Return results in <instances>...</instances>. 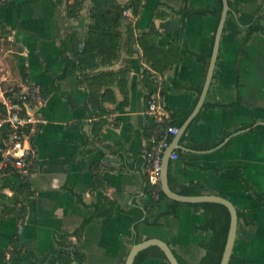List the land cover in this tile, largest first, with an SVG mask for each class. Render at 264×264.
Instances as JSON below:
<instances>
[{
    "label": "crops",
    "instance_id": "crops-1",
    "mask_svg": "<svg viewBox=\"0 0 264 264\" xmlns=\"http://www.w3.org/2000/svg\"><path fill=\"white\" fill-rule=\"evenodd\" d=\"M114 1L134 6L133 0ZM228 1L204 105L184 133L188 118L177 125L180 133L164 159L173 148L179 155L169 164L173 191L199 187L244 215L230 264H264V205L239 174L264 193V0ZM98 2L104 3L0 0V90L36 84L44 96L36 109L44 123L32 137L37 153L28 192L2 189L0 174V264H61L52 258L61 242L75 245L83 264H125L138 238L160 239L183 261L199 264L200 244L210 238L199 227L209 214L185 203L168 214L170 199L154 206L145 171L154 122L143 112L157 93L177 120L194 111L220 21L216 0H139L134 19L121 15L119 57L108 64L98 59L86 79L67 47L73 34L85 40ZM260 15L262 31L249 37ZM20 200L25 221L18 235Z\"/></svg>",
    "mask_w": 264,
    "mask_h": 264
},
{
    "label": "trees",
    "instance_id": "trees-1",
    "mask_svg": "<svg viewBox=\"0 0 264 264\" xmlns=\"http://www.w3.org/2000/svg\"><path fill=\"white\" fill-rule=\"evenodd\" d=\"M104 3L98 2L91 9L90 17L92 19V24L89 25V31L86 34L85 40L76 37L73 34L70 38L72 42V48L67 49L73 54L78 65V69L82 74L86 75L84 78H88V71L86 69H95L99 67L98 59L101 60L102 64H108L113 62L119 57L120 52V33L117 31L122 11L125 6L117 4L114 0H103ZM109 4V5H108ZM132 4L137 9L139 0H133ZM108 5V6H107ZM79 3L76 1L74 7L77 8ZM223 10L222 0H216V7L213 10L217 20L221 18ZM113 13V14H112ZM112 14V15H111ZM187 14L184 12V15ZM262 20L263 17L260 15L254 22H252L248 27L249 37L253 34L262 31ZM141 41V40H140ZM211 54L206 56L205 65L206 72L209 67ZM26 65L23 63L20 66V72L23 79H27L28 74L26 70ZM20 89L16 90V94L19 95ZM176 114L172 117L174 119V124L177 126L183 125L185 120L188 118L189 113L185 114L180 120L175 118ZM219 142L211 145L216 146ZM242 181L248 191L252 192L253 195L264 205V193L258 192L250 185V183L244 178L242 171H239ZM2 185L1 188H10L16 194H23L28 192L30 188V180L20 177L19 175H5L2 174ZM186 196H199L203 195V191L199 187H186L183 188L180 193ZM163 199H168L166 195L161 191V199L157 201L154 205L160 207ZM172 208H170L166 213L174 214L177 211V207L183 203L172 201ZM20 204V205H19ZM23 200L17 204V211H21L25 214V204ZM196 209L204 210L209 214V217L205 224L201 225L199 229L203 232H209L210 238L201 242L200 246L204 250L205 254L202 257L199 264H220L222 256L225 250L228 233L230 229L231 215L227 207L218 203H201V204H189ZM142 213L135 216L136 220L142 218ZM238 217L244 218V215L238 211ZM147 222V219H145ZM19 236L16 237V240ZM141 239H137L136 243H140ZM176 255V254H175ZM51 256V255H50ZM180 264H190L183 261L180 257L176 255ZM52 258L60 260L61 264H71L73 260L78 261L80 264L84 262V256L79 252L75 245L66 244L65 242L59 243L58 248L54 251ZM148 259H159L168 263L165 253L156 246H151L146 250H143L138 254L135 259L134 264H143ZM169 264V263H168Z\"/></svg>",
    "mask_w": 264,
    "mask_h": 264
},
{
    "label": "built area",
    "instance_id": "built-area-1",
    "mask_svg": "<svg viewBox=\"0 0 264 264\" xmlns=\"http://www.w3.org/2000/svg\"><path fill=\"white\" fill-rule=\"evenodd\" d=\"M134 13L135 8L132 5L122 11L123 17L128 19H134ZM136 39L139 40L138 35ZM43 102L40 85L29 84L19 95L16 91L0 90V131L4 132L0 144V174L19 175L30 180L31 166L37 153L32 146V137L38 126L44 123L38 118L36 109ZM143 114L154 122L153 133L148 139L149 146L145 152V171L151 194L157 202L161 199L164 157L170 148L172 137L178 135L179 127L174 124L172 115L165 109L158 93L149 96ZM178 158L179 155L174 152L170 156L171 160ZM24 215L18 211V235L24 230Z\"/></svg>",
    "mask_w": 264,
    "mask_h": 264
},
{
    "label": "water",
    "instance_id": "water-1",
    "mask_svg": "<svg viewBox=\"0 0 264 264\" xmlns=\"http://www.w3.org/2000/svg\"><path fill=\"white\" fill-rule=\"evenodd\" d=\"M222 3H223V10H222L221 18L218 24L215 40H214L212 55H211L210 64H209L206 80L204 83V87H203L200 100L197 106L195 107L194 111L191 113V115L188 117L185 124L181 128L182 133H184L188 125L194 120V118L198 115L199 111L202 109L204 102L206 100L212 79H213L214 70H215V66H216V62H217L218 54L220 50L221 38L223 35L228 13L230 11L229 1L222 0ZM3 138H4V132L0 131V144ZM173 152H174V148L169 151L167 158L164 159L163 161V168H162V174H161V185H162L163 193L166 195L168 199L172 201H177L180 203H185V204L218 203L228 208V210L230 211V215H231V222H230V229L228 233L225 250H224L220 264H230L232 254L234 251V247H235V243H236L237 229H238V222H239L237 208L231 201L223 197H220V196H215V195L186 196V195H181L173 191L169 184V175H168L170 156ZM151 246L159 247L165 253L169 264H180L176 255L171 249V247L166 242L160 239H148V240L141 241L140 243H135L126 258L125 264H134L135 259L138 256V254L142 252L143 250L148 249Z\"/></svg>",
    "mask_w": 264,
    "mask_h": 264
},
{
    "label": "rangeland",
    "instance_id": "rangeland-1",
    "mask_svg": "<svg viewBox=\"0 0 264 264\" xmlns=\"http://www.w3.org/2000/svg\"><path fill=\"white\" fill-rule=\"evenodd\" d=\"M7 87H10V86H7ZM12 87H16L15 85H13ZM16 91V90H18L17 88H8V89H6L5 91Z\"/></svg>",
    "mask_w": 264,
    "mask_h": 264
}]
</instances>
